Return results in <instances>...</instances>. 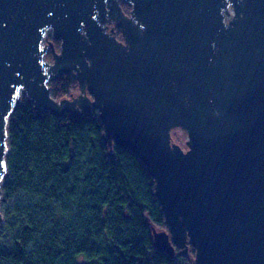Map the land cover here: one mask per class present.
<instances>
[{"label": "water", "instance_id": "1", "mask_svg": "<svg viewBox=\"0 0 264 264\" xmlns=\"http://www.w3.org/2000/svg\"><path fill=\"white\" fill-rule=\"evenodd\" d=\"M69 72L79 92L56 99L49 82ZM23 96L38 116L96 107L110 150L141 157L166 217L151 223L160 250L264 264V0H0V220Z\"/></svg>", "mask_w": 264, "mask_h": 264}, {"label": "trees", "instance_id": "2", "mask_svg": "<svg viewBox=\"0 0 264 264\" xmlns=\"http://www.w3.org/2000/svg\"><path fill=\"white\" fill-rule=\"evenodd\" d=\"M52 40L59 48L61 40ZM49 84L56 99L80 86L75 72ZM104 131L96 107L80 116H38L23 96L9 123L3 203L10 238L0 245V263L192 264L191 243L187 253L176 246L174 256L156 246L151 223H167L155 178L131 148L115 142L110 150Z\"/></svg>", "mask_w": 264, "mask_h": 264}, {"label": "rangeland", "instance_id": "3", "mask_svg": "<svg viewBox=\"0 0 264 264\" xmlns=\"http://www.w3.org/2000/svg\"><path fill=\"white\" fill-rule=\"evenodd\" d=\"M124 9L127 12L130 9V7L124 6ZM111 24H113V23H111ZM111 24H110V27H114L115 28V26L114 25H111ZM115 31H116V28H115ZM117 34H118V32L116 31V35ZM52 37H53L52 32L49 31L48 32V35H47V38H46V43H50L49 41H51L52 44H53V46H54V48L57 51H59L60 48H61V41H60L59 48H56V46L54 44V41L52 40ZM50 50L53 53L52 47H50L49 51ZM48 52H47V54H48ZM47 54H46L47 59L52 62L54 60V56H53V58H50ZM77 93H75V94H77ZM172 136H173V139L176 142L180 143L184 148H187L188 147L187 141H186L188 139V133H187V131L185 129H183L181 127H175V128H173L172 129ZM7 205H8V202L7 203H3V201H2V203H1V210H2L3 214H5V210H6ZM159 229H162V228H159ZM9 238H10V233H9L7 227L5 226V218H3L2 220H0V245H6L7 242L9 241ZM194 258H195L194 256L191 257L192 264H193ZM0 264H3V263H0ZM176 264H184V262L182 260H180Z\"/></svg>", "mask_w": 264, "mask_h": 264}, {"label": "flooded vegetation", "instance_id": "4", "mask_svg": "<svg viewBox=\"0 0 264 264\" xmlns=\"http://www.w3.org/2000/svg\"><path fill=\"white\" fill-rule=\"evenodd\" d=\"M123 8H124V3H123ZM125 10V9H124ZM130 10H131V8L126 12V13H130ZM111 25H114L115 26V28H116V31H118L119 30V28H121V30H122V27L121 26H119V25H117V24H115V23H113V24H111ZM122 33H123V30H122Z\"/></svg>", "mask_w": 264, "mask_h": 264}]
</instances>
